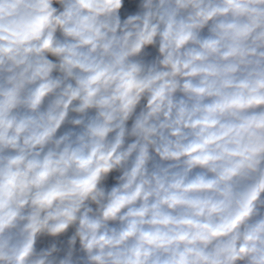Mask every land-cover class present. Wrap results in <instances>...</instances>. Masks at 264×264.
<instances>
[{"label": "clouds", "instance_id": "1", "mask_svg": "<svg viewBox=\"0 0 264 264\" xmlns=\"http://www.w3.org/2000/svg\"><path fill=\"white\" fill-rule=\"evenodd\" d=\"M0 264H264V0H0Z\"/></svg>", "mask_w": 264, "mask_h": 264}]
</instances>
